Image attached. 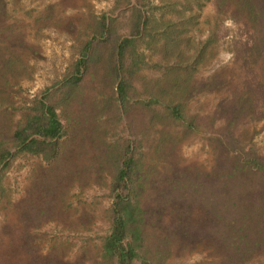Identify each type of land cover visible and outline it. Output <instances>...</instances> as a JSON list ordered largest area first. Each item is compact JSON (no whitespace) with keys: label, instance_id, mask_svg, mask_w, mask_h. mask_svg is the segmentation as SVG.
I'll use <instances>...</instances> for the list:
<instances>
[{"label":"trees","instance_id":"trees-1","mask_svg":"<svg viewBox=\"0 0 264 264\" xmlns=\"http://www.w3.org/2000/svg\"><path fill=\"white\" fill-rule=\"evenodd\" d=\"M19 1L0 0V264H264V0H113L123 34L118 15H96L62 77L26 100L35 48L10 15ZM222 44L230 64L202 75ZM211 93L210 115L192 110ZM195 135L207 165L181 160ZM20 157L34 163L16 199L5 173ZM92 185L105 208L70 198ZM47 223L61 229L44 247Z\"/></svg>","mask_w":264,"mask_h":264},{"label":"rangeland","instance_id":"rangeland-1","mask_svg":"<svg viewBox=\"0 0 264 264\" xmlns=\"http://www.w3.org/2000/svg\"><path fill=\"white\" fill-rule=\"evenodd\" d=\"M50 5H52V17L47 19L42 16L41 10L43 7ZM25 11H29V15L26 16ZM123 11L124 9L121 7L113 9V0H20L15 6L9 4L10 15L19 21L23 20L26 24V41L35 48L33 50L34 54H32V57L30 56L31 58L28 61L32 68V73L30 79L21 82L23 91L19 96L23 100L38 96L45 87L51 86L54 81L62 77L69 64L76 58L79 43L87 38L88 32L85 30L87 24L101 12H107L108 15L113 16L118 15V31L123 34L125 31L123 23H125V17L127 16V13ZM211 15L212 5L207 3L201 11L199 20L203 22L206 16ZM36 19L38 20L37 23H35ZM69 22H73L74 27L69 28L67 26L65 28V24ZM202 22L199 25L200 31L197 32V35L201 38L204 37V28L206 27ZM225 24L228 23L225 22ZM230 61L231 53L222 44L213 60L201 68L200 72L202 75H207L220 66L229 65ZM221 96H223V93L199 95L191 100L190 106L192 110L201 113V115H210ZM218 125L219 123L216 122L213 128ZM254 130V139L263 144L264 121L257 123ZM179 151L183 163L207 165L205 139L200 135H195L182 144ZM33 163L34 159L31 158H16L5 173V179L10 183V194L13 198L18 199L20 196L25 176ZM78 192L77 189L72 190L70 198L73 199L76 195H80L79 197L87 202L94 201L96 206L101 209L105 208L109 203L105 188L92 185L80 192V194ZM2 219L0 216V224ZM105 226L106 224L102 219L96 218L91 225L89 234L93 237L95 235H103ZM60 229L53 223L43 225L41 232L44 233V239H42L40 244L44 247L47 246L51 234H58ZM201 257V254L193 253L180 260H174L170 264H190Z\"/></svg>","mask_w":264,"mask_h":264}]
</instances>
